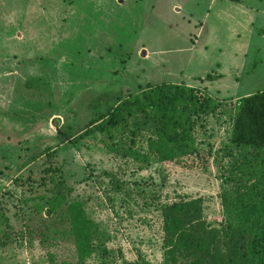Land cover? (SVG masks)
<instances>
[{
    "label": "rangeland",
    "instance_id": "374dc122",
    "mask_svg": "<svg viewBox=\"0 0 264 264\" xmlns=\"http://www.w3.org/2000/svg\"><path fill=\"white\" fill-rule=\"evenodd\" d=\"M261 7L264 0H0V264H164L161 207L179 199L199 198L202 218L218 229L229 100L264 89ZM159 82L230 104L192 131L195 158L124 155L126 147L145 154L151 134L134 107L112 139L84 134L118 98ZM55 191L63 202L46 216L44 198ZM72 201L93 223L82 260L68 233Z\"/></svg>",
    "mask_w": 264,
    "mask_h": 264
},
{
    "label": "trees",
    "instance_id": "16d2710c",
    "mask_svg": "<svg viewBox=\"0 0 264 264\" xmlns=\"http://www.w3.org/2000/svg\"><path fill=\"white\" fill-rule=\"evenodd\" d=\"M224 102L182 83H147L139 97L118 98L84 131H97L112 139L127 128V117L134 107L143 117L142 126L150 128L151 134L146 139L145 154L126 147L124 155L142 162L154 156L160 162L177 164L195 158L192 131L198 122L225 113L231 104L224 153L229 166L221 177L222 185L228 188L219 194L224 223L218 229L210 227L202 218L199 198L163 204L160 218L164 264H264V90L229 100L226 106ZM62 197L55 191L44 198L46 216L63 202ZM66 213L75 254L82 260L92 250L93 223L78 201L69 202Z\"/></svg>",
    "mask_w": 264,
    "mask_h": 264
},
{
    "label": "crops",
    "instance_id": "0c3cea01",
    "mask_svg": "<svg viewBox=\"0 0 264 264\" xmlns=\"http://www.w3.org/2000/svg\"><path fill=\"white\" fill-rule=\"evenodd\" d=\"M258 9V10H257ZM256 10V14L258 15V17H259V19L261 20V22L263 21V19H264V7L262 8H257ZM245 15H246V11H244V10H242V20H243V22H244V18H245ZM241 27V26H240ZM257 31H258V33H260L261 35H260V37H261V39L263 40L264 39V25L262 24V25H260L258 28H257ZM190 87V86H189ZM262 90H264V89H261V90H259V91H262ZM255 92V91H254ZM257 92V91H256ZM251 93H253V91H248L246 94H244L243 96H246V95H248V94H251ZM240 97H242V96H240ZM236 98H239V97H233L232 99H230V100H232V101H234Z\"/></svg>",
    "mask_w": 264,
    "mask_h": 264
}]
</instances>
